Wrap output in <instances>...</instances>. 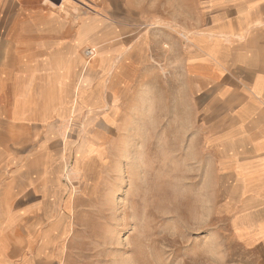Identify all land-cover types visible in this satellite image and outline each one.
<instances>
[{"label": "crops", "instance_id": "crops-1", "mask_svg": "<svg viewBox=\"0 0 264 264\" xmlns=\"http://www.w3.org/2000/svg\"><path fill=\"white\" fill-rule=\"evenodd\" d=\"M212 7L201 9V26L188 31L185 77L190 92L217 88L225 106L207 142L217 148V170L231 190L234 238L264 264V0H218ZM148 12L139 0H0V264H42L32 261L31 231L23 227L33 208L46 207L41 233L47 245L74 232L73 197L59 193V176L49 193V154L23 150L17 157V146L25 149L39 136L44 142L61 138L73 151L69 123L86 108L104 109L105 125L118 124L114 95L128 93L134 65L148 56L144 32L130 46V38L145 29ZM88 48H96L90 60ZM194 60L205 68L190 69ZM84 126L74 163L61 168L78 177L82 155L105 158L108 139L107 132L94 136L95 129L88 141ZM18 162L20 173L44 181L35 192L30 183L14 180ZM64 214L67 219L54 228Z\"/></svg>", "mask_w": 264, "mask_h": 264}, {"label": "rangeland", "instance_id": "rangeland-1", "mask_svg": "<svg viewBox=\"0 0 264 264\" xmlns=\"http://www.w3.org/2000/svg\"><path fill=\"white\" fill-rule=\"evenodd\" d=\"M139 1L149 12L145 29L130 38V46L144 32L149 41L148 56L134 65L128 93L114 95L118 124L105 125L104 109L86 108L69 123V138L75 139L73 151L65 150L61 138L44 142L39 136L25 149L17 146V157L23 150L28 155L38 149L49 154L54 166L49 174V193L56 189L57 176L63 182L59 190L62 197L71 198L73 192L70 208L75 226L66 239L54 237L55 244H46L42 235L47 228L42 219L45 205L33 208L23 223L31 231L32 261L257 264L259 254L248 253L234 238L232 206L228 203L231 190L217 170V148L207 142L210 126L225 106L217 88L205 94L190 92L183 67L188 31L199 29L204 16L201 9H215L212 6L218 0ZM205 51L212 60V52L206 47ZM190 63V69L205 68L195 60ZM83 121L88 141L95 129L94 136L107 132L105 158L84 153L83 172L72 182L61 168L68 162L70 169L75 161ZM14 170V180L30 183L32 192L44 182L20 173L19 162ZM40 246L41 257L36 254Z\"/></svg>", "mask_w": 264, "mask_h": 264}, {"label": "bare ground", "instance_id": "bare-ground-1", "mask_svg": "<svg viewBox=\"0 0 264 264\" xmlns=\"http://www.w3.org/2000/svg\"><path fill=\"white\" fill-rule=\"evenodd\" d=\"M95 49V48H94ZM96 50V49H95ZM96 56V55H95ZM100 137V136H99ZM104 151V150H103ZM67 177H68V179H69V181H72L73 179H77V178H79L78 176H77V173L75 172V170L74 169H71V170H69L68 172H67ZM73 182V181H72ZM86 184H88L89 185V182H88V180H86ZM73 190H74V188H73ZM72 196V195H71ZM70 206V205H69ZM71 207V206H70ZM62 217H64V219H65V214H64V216H62L61 215V218H60V220L58 221V223L57 224H55L54 225V228H56L57 226H59L60 227V225H61V223H62ZM66 233V232H65Z\"/></svg>", "mask_w": 264, "mask_h": 264}, {"label": "built area", "instance_id": "built-area-1", "mask_svg": "<svg viewBox=\"0 0 264 264\" xmlns=\"http://www.w3.org/2000/svg\"><path fill=\"white\" fill-rule=\"evenodd\" d=\"M84 54L86 58L90 60L96 55V50L94 48H88L84 51Z\"/></svg>", "mask_w": 264, "mask_h": 264}]
</instances>
